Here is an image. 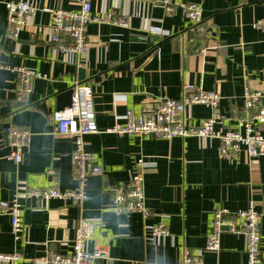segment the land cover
<instances>
[{
  "label": "crops",
  "instance_id": "crops-1",
  "mask_svg": "<svg viewBox=\"0 0 264 264\" xmlns=\"http://www.w3.org/2000/svg\"><path fill=\"white\" fill-rule=\"evenodd\" d=\"M21 1L36 11L13 35L6 4ZM174 2L169 15L158 0H92L93 17L113 14L128 26L92 23L86 31L87 53L69 57L51 51L49 11H76L78 0H0V63L7 67L0 68V200L25 189L76 188L74 141L58 135L53 121L59 95L76 83L92 90L98 133L85 137V149L104 171L90 180V201L84 205L25 200L20 242L14 240L10 218L0 217V254L20 256L14 264H38L51 252L70 254L81 220L99 226L89 245L106 254L98 264H180L183 253H200L204 264H247L242 235L225 233L220 252L205 249L215 209L236 212L250 200L262 214L264 264V156L242 153L222 159L215 138L165 141L106 132L124 124L129 111L139 113L160 98L180 100L185 84L218 92L224 118L241 112L247 89L264 90V31L253 27L264 20V0ZM181 4L199 5L202 22L192 26ZM14 67L43 77L32 81L26 103L16 95ZM81 69L86 82L79 81ZM211 114L209 107L199 105L188 108L186 118L197 126ZM9 128L32 133L19 165L8 160ZM140 158L147 164L145 198L152 216L116 217L109 190L130 182ZM162 222L169 236L147 241L146 227Z\"/></svg>",
  "mask_w": 264,
  "mask_h": 264
},
{
  "label": "built area",
  "instance_id": "built-area-1",
  "mask_svg": "<svg viewBox=\"0 0 264 264\" xmlns=\"http://www.w3.org/2000/svg\"><path fill=\"white\" fill-rule=\"evenodd\" d=\"M174 1L158 0L169 15L174 12L176 6ZM78 4L79 9L76 11H49L52 32L49 45L53 54L60 53L69 57L84 56L90 47L86 31L92 23L113 24L123 28L128 26L125 20L113 14L101 18L93 17L92 0H78ZM180 7L192 26L202 22V9L199 5L181 4ZM6 9L8 24L13 35H17L25 28L26 19L36 11L30 3L23 1L7 3ZM253 27L264 31V20L254 23ZM3 67L0 63V68ZM10 70L16 75V95L21 102L26 103L32 94V81L43 77L24 67H14ZM72 89L71 106L55 112L53 121L58 135L68 136L74 141L72 177L76 182V188L73 191H61L54 186L49 189H25L9 200H0V217L10 218L11 232L16 242H20L24 235L23 202L25 200L35 199L44 203L58 200L69 202L74 206L84 205L90 201L88 194L90 180L104 173L95 157L85 149V137L98 133L92 90L80 83H76ZM243 99L242 110L236 118H224L220 110L222 96L218 92L205 91L194 85L185 84L180 100L160 98L144 106L139 113L129 111L124 116V124H116L106 132L119 136L153 137L165 141L176 138L183 140L215 138L220 142L222 159H235L242 153L252 158L264 156V90L247 89ZM199 105L209 107L212 114L196 126L186 118V111ZM231 121H235L236 125L232 126ZM218 125L221 126L220 129H217ZM6 134L11 148L8 160L19 165L24 160L25 150L30 147L32 133L27 129L9 128ZM146 167L145 160L138 159L130 182L126 186L109 190L116 217L126 214L148 219L152 216V210L145 198ZM98 228L96 222L81 220L76 228L72 252L66 256L48 253L38 264H98V261L106 258L104 250L91 251L89 247ZM145 232L146 240L150 242L169 236L167 224L164 222L146 227ZM225 233L244 236L247 264H262V214L258 211L254 200H250L245 209L236 212L222 207L215 209L212 214V231L205 251L220 252L222 236ZM19 261L18 255L0 254V264H14ZM180 264L204 263L200 253L197 255L183 253Z\"/></svg>",
  "mask_w": 264,
  "mask_h": 264
},
{
  "label": "water",
  "instance_id": "water-1",
  "mask_svg": "<svg viewBox=\"0 0 264 264\" xmlns=\"http://www.w3.org/2000/svg\"><path fill=\"white\" fill-rule=\"evenodd\" d=\"M79 81L86 82V73L85 70L81 69L79 71ZM73 89H69L64 93H61L57 99L58 107L57 110L63 111L66 108H69L72 103Z\"/></svg>",
  "mask_w": 264,
  "mask_h": 264
}]
</instances>
